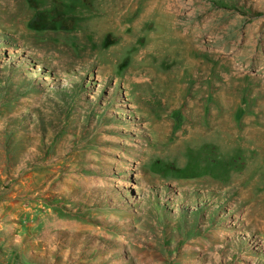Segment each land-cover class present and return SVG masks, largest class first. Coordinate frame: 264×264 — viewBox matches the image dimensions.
I'll list each match as a JSON object with an SVG mask.
<instances>
[{
  "label": "rangeland",
  "instance_id": "rangeland-1",
  "mask_svg": "<svg viewBox=\"0 0 264 264\" xmlns=\"http://www.w3.org/2000/svg\"><path fill=\"white\" fill-rule=\"evenodd\" d=\"M168 4L0 0V264H264V0Z\"/></svg>",
  "mask_w": 264,
  "mask_h": 264
},
{
  "label": "bare ground",
  "instance_id": "bare-ground-1",
  "mask_svg": "<svg viewBox=\"0 0 264 264\" xmlns=\"http://www.w3.org/2000/svg\"><path fill=\"white\" fill-rule=\"evenodd\" d=\"M171 1V0H170ZM169 0H167V4H168ZM158 3L156 2L155 5H154V8L158 7ZM153 6V5H152ZM173 6L172 3H169L168 4V8H171ZM173 9V8H172ZM173 33L175 34L176 37H179V38H184L186 39L187 41V47L189 48V50H192V43H193V37L191 35H189V32L188 30H185V31H180L178 29V27L175 25L173 26ZM188 39V40H187ZM194 49V48H193ZM204 70V69H203ZM206 74V73H205ZM199 75V74H198ZM145 79V78H144ZM147 81V80H146ZM144 82V81H143Z\"/></svg>",
  "mask_w": 264,
  "mask_h": 264
},
{
  "label": "trees",
  "instance_id": "trees-1",
  "mask_svg": "<svg viewBox=\"0 0 264 264\" xmlns=\"http://www.w3.org/2000/svg\"><path fill=\"white\" fill-rule=\"evenodd\" d=\"M217 2H223L224 0H216Z\"/></svg>",
  "mask_w": 264,
  "mask_h": 264
}]
</instances>
